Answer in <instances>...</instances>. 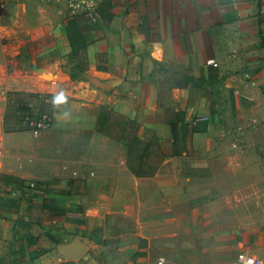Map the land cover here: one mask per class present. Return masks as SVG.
<instances>
[{
  "label": "crops",
  "instance_id": "1",
  "mask_svg": "<svg viewBox=\"0 0 264 264\" xmlns=\"http://www.w3.org/2000/svg\"><path fill=\"white\" fill-rule=\"evenodd\" d=\"M16 1L0 0V41L17 21ZM103 8L96 22L100 33L84 53L85 72L73 80L71 70L64 79L45 84V95L63 92L66 97L54 103L53 111L52 131L64 142L56 160L61 181L45 197L62 205L58 214L65 215L66 208L82 211L86 232L68 245L77 242L84 252L74 250L77 259L65 256L75 262L85 259L92 246L111 259L117 248L105 236L92 237L116 229L110 207L131 195L141 208H166L156 195L172 187L169 166L187 159L167 153L159 169L145 175L126 168L122 156L107 160L118 145L124 146L116 141L114 147L102 129L110 115L137 126L139 139L151 137L168 150L190 138L197 156L233 147L260 150L264 162V0H109ZM68 46L70 55L69 41ZM0 66L8 68L5 59ZM49 74L55 79L56 73ZM1 154L3 264L24 230L39 228L24 198L43 192L22 174L19 166L27 162L14 163ZM246 252L264 261V240Z\"/></svg>",
  "mask_w": 264,
  "mask_h": 264
},
{
  "label": "rangeland",
  "instance_id": "2",
  "mask_svg": "<svg viewBox=\"0 0 264 264\" xmlns=\"http://www.w3.org/2000/svg\"><path fill=\"white\" fill-rule=\"evenodd\" d=\"M16 3L20 5L17 21L0 41V60L5 59L8 66H0V153L11 162H27V167L19 166L22 174L29 184H40L43 193L28 192L24 198L39 228L24 230L4 255L3 264L31 262L46 254L54 256L58 264H156L159 258L168 264H232L238 253L264 240L260 150L226 147L197 156L189 147L190 138L178 140L168 150L151 137L139 139L137 126L110 115L102 129L112 138L113 146L119 147L105 156L107 160L121 161L122 156L126 168L145 175L159 169L167 153L187 159L169 166L172 187L156 195V201L167 203L166 208H141L131 195L110 207L116 229H102L92 237L103 240L105 236L111 246L107 245L117 248L111 259L102 257L96 246L82 261L63 256L60 248L86 232L82 211L66 208L65 215L58 214L64 210L62 205L45 197L59 189L56 160L64 146L52 131L54 101L53 96L45 95V84L64 79L75 65L64 26L68 14L39 0ZM0 10L2 16L1 6ZM52 71L55 79L49 74ZM44 118L50 121V128L35 135L33 124ZM10 136L14 139L7 144ZM116 141L124 146H117ZM188 176L193 180H181ZM69 221L74 226L65 225H70Z\"/></svg>",
  "mask_w": 264,
  "mask_h": 264
},
{
  "label": "built area",
  "instance_id": "3",
  "mask_svg": "<svg viewBox=\"0 0 264 264\" xmlns=\"http://www.w3.org/2000/svg\"><path fill=\"white\" fill-rule=\"evenodd\" d=\"M45 6L62 9L68 14V18L85 17L92 22H97L102 8L109 0H39ZM239 94V92H236ZM50 128V121L47 118L33 124L35 135ZM19 264H57L50 256L45 255L32 262H21ZM156 264H168L165 258H159ZM232 264H264V261L249 252L238 253Z\"/></svg>",
  "mask_w": 264,
  "mask_h": 264
},
{
  "label": "trees",
  "instance_id": "4",
  "mask_svg": "<svg viewBox=\"0 0 264 264\" xmlns=\"http://www.w3.org/2000/svg\"><path fill=\"white\" fill-rule=\"evenodd\" d=\"M64 25L71 47L70 57L76 62L75 68L72 69L71 78L77 80L87 68L84 53L88 46L96 40V36L100 33V26L85 17L67 18ZM99 69L102 68L99 67Z\"/></svg>",
  "mask_w": 264,
  "mask_h": 264
},
{
  "label": "water",
  "instance_id": "5",
  "mask_svg": "<svg viewBox=\"0 0 264 264\" xmlns=\"http://www.w3.org/2000/svg\"><path fill=\"white\" fill-rule=\"evenodd\" d=\"M78 249L79 253H83L84 249L77 243L74 242L72 245H64L60 248V252L66 256L67 258L70 259H77L78 256L74 255L73 252L74 250Z\"/></svg>",
  "mask_w": 264,
  "mask_h": 264
},
{
  "label": "clouds",
  "instance_id": "6",
  "mask_svg": "<svg viewBox=\"0 0 264 264\" xmlns=\"http://www.w3.org/2000/svg\"><path fill=\"white\" fill-rule=\"evenodd\" d=\"M66 97L64 96L63 92L57 94L55 97H53L54 103H59L61 101H64Z\"/></svg>",
  "mask_w": 264,
  "mask_h": 264
}]
</instances>
